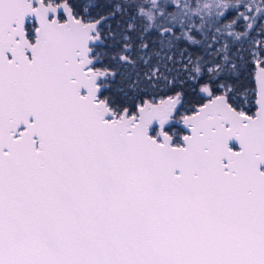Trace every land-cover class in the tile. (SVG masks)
<instances>
[{
  "label": "snow or ice",
  "instance_id": "1",
  "mask_svg": "<svg viewBox=\"0 0 264 264\" xmlns=\"http://www.w3.org/2000/svg\"><path fill=\"white\" fill-rule=\"evenodd\" d=\"M0 264H264V0H0Z\"/></svg>",
  "mask_w": 264,
  "mask_h": 264
}]
</instances>
